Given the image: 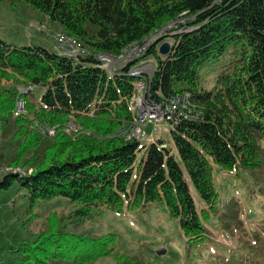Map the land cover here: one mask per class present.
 <instances>
[{"label": "trees", "instance_id": "obj_1", "mask_svg": "<svg viewBox=\"0 0 264 264\" xmlns=\"http://www.w3.org/2000/svg\"><path fill=\"white\" fill-rule=\"evenodd\" d=\"M11 10L23 5L75 38L91 53L118 57L133 43L165 32L143 56L156 68L148 80L151 101L161 104L188 95L192 119L179 116L169 129L172 148L157 140L141 145L125 139L132 115L128 99L135 79L130 63L116 75L92 56L77 61L43 46L16 47L0 40V138L9 128L20 142L13 168L0 177V193L15 182L29 207L60 197L76 206L69 219L81 223L96 211L121 214L149 204L164 205L188 242L209 238L206 221L217 211L214 169L256 175L264 171V0H0ZM171 31V32H172ZM169 37L171 50L158 46ZM203 75V77H202ZM213 86L203 88L205 77ZM39 88V99L31 95ZM23 88L24 91H20ZM23 100L27 118L13 119ZM81 131L74 140L62 131L68 119ZM55 128L52 140L31 123ZM191 189L206 208L198 209ZM32 242L0 247L8 264H92L111 258L139 264L114 252L115 236L77 235L51 216Z\"/></svg>", "mask_w": 264, "mask_h": 264}, {"label": "rangeland", "instance_id": "obj_2", "mask_svg": "<svg viewBox=\"0 0 264 264\" xmlns=\"http://www.w3.org/2000/svg\"><path fill=\"white\" fill-rule=\"evenodd\" d=\"M176 26L178 23L168 26L165 32L157 33L156 37L180 32L179 28L172 31ZM58 33L55 26L29 7L20 5L11 10L7 3H0V40L6 44L16 47L40 45L60 55L61 51L55 41ZM164 42L172 43L169 37ZM202 85L206 90L211 89L212 76L205 77ZM31 90V95L39 99L42 90ZM20 91L24 89L20 88ZM27 117L26 108L21 115L15 116L13 113V119ZM70 124L76 128L70 127ZM29 125L30 129L49 140L57 133L55 128L35 122ZM9 126L0 138V177L8 172L30 175L32 169L9 166L20 142L12 137L16 129L12 128V124ZM158 127L160 134L153 139L160 140L164 147L172 148L168 125L160 123ZM152 128L151 125L147 126L146 134L151 133ZM47 130L54 131L52 136L43 134ZM62 131L74 140L81 128L75 119L70 118ZM213 178L218 192L217 211L208 216L206 228L209 230V238L203 242L188 243L177 221L169 215L164 205L149 204L121 214L96 211L81 223H74L69 216L76 206L67 199L57 197L50 201H38L31 208L26 190L15 182L8 190L0 193V247H17L22 242L34 241L48 229L49 220L54 216L63 219L60 227L77 235L98 238L113 234L114 252L136 259L139 264H264V171L237 177L216 167ZM191 191L197 208H205L196 193ZM162 250L164 254L157 253ZM18 257L16 254H5L0 257V264H8L12 258ZM92 264L116 263L105 257Z\"/></svg>", "mask_w": 264, "mask_h": 264}, {"label": "built area", "instance_id": "obj_3", "mask_svg": "<svg viewBox=\"0 0 264 264\" xmlns=\"http://www.w3.org/2000/svg\"><path fill=\"white\" fill-rule=\"evenodd\" d=\"M156 35L149 36L141 44H131L125 48L118 57H112L101 53H89L79 41L61 32L55 37L56 44L61 51L60 55L75 61L80 57L84 58L90 55L99 62L98 67L111 76L116 75L126 64H134L127 70V76L135 79V81L132 84L133 92L128 99L132 123L130 129L125 134V139H135L141 145H149L157 141V139L154 140L153 137L159 136L161 130H158V126L160 123L168 125L169 129H171L177 124L179 116L185 119L193 118V115H190L187 94L176 96L172 100L164 101L161 104L151 101V97L148 95V80L153 75L156 62L153 58L145 59L143 56L146 54L148 47L157 40ZM114 65L118 66L114 67ZM29 89L31 90L32 88L29 87ZM23 110H25L24 101H17L13 112L14 115H21ZM141 114L143 115L140 116ZM150 125L153 127L152 131L146 134L145 128ZM69 126L76 128V126L71 124ZM53 132L47 130L43 132V134L49 137V135L52 136Z\"/></svg>", "mask_w": 264, "mask_h": 264}, {"label": "water", "instance_id": "obj_4", "mask_svg": "<svg viewBox=\"0 0 264 264\" xmlns=\"http://www.w3.org/2000/svg\"><path fill=\"white\" fill-rule=\"evenodd\" d=\"M171 50V44L168 42H162L159 46H158V54L162 57H165L169 54ZM158 254H164V250H162L161 252H159Z\"/></svg>", "mask_w": 264, "mask_h": 264}, {"label": "crops", "instance_id": "obj_5", "mask_svg": "<svg viewBox=\"0 0 264 264\" xmlns=\"http://www.w3.org/2000/svg\"><path fill=\"white\" fill-rule=\"evenodd\" d=\"M53 52H55V53L59 54L57 51H53Z\"/></svg>", "mask_w": 264, "mask_h": 264}, {"label": "bare ground", "instance_id": "obj_6", "mask_svg": "<svg viewBox=\"0 0 264 264\" xmlns=\"http://www.w3.org/2000/svg\"><path fill=\"white\" fill-rule=\"evenodd\" d=\"M160 252V251H159ZM159 252H157V253H159Z\"/></svg>", "mask_w": 264, "mask_h": 264}]
</instances>
